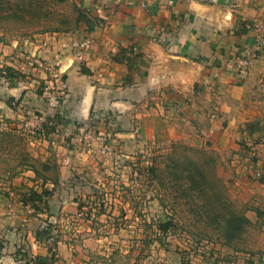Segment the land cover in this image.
Here are the masks:
<instances>
[{
  "label": "rangeland",
  "instance_id": "obj_1",
  "mask_svg": "<svg viewBox=\"0 0 264 264\" xmlns=\"http://www.w3.org/2000/svg\"><path fill=\"white\" fill-rule=\"evenodd\" d=\"M85 13L81 0H0V84L5 86L0 94L31 82L26 71L41 65L29 50L40 38L80 31ZM253 26L264 30V20ZM246 61L237 68L240 79L249 73L251 61ZM54 74L59 88L44 81L28 84L39 94H28L19 105L27 114L28 100L40 95L41 102L52 97L51 110L17 118L0 106V223L9 216L48 215L47 240L52 229L56 240L66 239L70 264H255L263 259L264 214L256 223L236 226L253 204L239 198L247 187L239 186L234 157L213 147L150 137L136 130L135 120L112 125L102 116L100 131L78 120L74 124L67 112L54 111L66 89L62 72ZM170 155L176 159L173 168ZM258 166L250 167L259 177ZM197 168L208 177L196 174L198 185L190 192L170 183L176 173L193 179ZM169 221L163 231L160 224ZM48 245L55 255L54 243ZM17 250L12 253L22 257L24 250Z\"/></svg>",
  "mask_w": 264,
  "mask_h": 264
},
{
  "label": "crops",
  "instance_id": "obj_2",
  "mask_svg": "<svg viewBox=\"0 0 264 264\" xmlns=\"http://www.w3.org/2000/svg\"><path fill=\"white\" fill-rule=\"evenodd\" d=\"M81 2L86 16L80 31L45 35L30 48L41 67L26 71L28 84L44 81L59 88L54 73L62 72L66 89L60 100L55 97L54 111L67 112L74 124L78 120L100 131L102 116L112 125L135 120L136 130L150 137L213 147L234 157L242 178L237 182L247 187L239 198L253 204L245 213L256 223L264 214V30L253 25L264 20V0ZM99 26L104 27L96 30ZM239 57L251 61L244 79L236 72ZM28 84L0 94V106L10 115L25 118L41 108L51 110L52 97L46 104L37 95L28 100L29 112H22L24 97L39 94ZM250 166H258L259 177ZM18 216L0 223V264H70L62 235L55 244L59 258L48 249V215ZM15 249L24 255L13 254ZM255 264H264V256Z\"/></svg>",
  "mask_w": 264,
  "mask_h": 264
},
{
  "label": "trees",
  "instance_id": "obj_3",
  "mask_svg": "<svg viewBox=\"0 0 264 264\" xmlns=\"http://www.w3.org/2000/svg\"><path fill=\"white\" fill-rule=\"evenodd\" d=\"M90 22H88V24H89ZM14 140H16L18 143H20L19 141L21 140L19 137H16V138H14ZM24 155V154H23ZM28 155V154H27ZM27 157L25 156V159H26ZM167 160H168V162L170 163V168H173V166H175L174 165V163L176 162V159L172 156V155H170V156H168L167 157ZM208 163V162H207ZM26 165H28L27 163H26ZM194 165L191 163V166L189 167V171H190V173H189V175L191 176V172H192V167H193ZM170 171H172V169H169ZM173 173V172H172ZM171 173V174H172ZM196 174H197V176H200V178H202V177H204V179L206 178L207 179V177H208V175L206 174V175H204V173H203V171L202 170H200V169H198L197 168V170H196V172H195V176H194V178L192 179H190V180H186L185 178L183 179V177H181V176H179V174L178 173H176V174H174V176H172V181H170V183H172V184H174V185H176L175 187L176 188H179L180 190H181V192H190V187H193V188H197V186L196 185H198V180H197V178H196ZM188 175V176H189ZM186 177V176H185ZM205 181V180H204ZM238 220V222H239V224H237L236 226H240V225H242L243 223H250V220L248 219V217H246L245 215H243V216H241V217H239V218H237ZM171 223H172V221H169V222H166V223H162V224H160V226H162V229H163V231H167V229H168V227L171 225ZM241 227V226H240ZM50 233V232H49Z\"/></svg>",
  "mask_w": 264,
  "mask_h": 264
},
{
  "label": "built area",
  "instance_id": "obj_4",
  "mask_svg": "<svg viewBox=\"0 0 264 264\" xmlns=\"http://www.w3.org/2000/svg\"><path fill=\"white\" fill-rule=\"evenodd\" d=\"M237 63H238V66H240L241 68H244L245 66H246V64H247V61L245 60V59H240V58H238V60H237ZM48 122V124H49V122H50V120L49 121H47ZM44 123H46V122H44ZM43 123V124H44ZM41 125L42 124H40L39 126H37L36 128L39 130V129H41ZM89 127V126H88ZM55 230L54 229H52V230H50V236H49V242H53L54 243V248L57 250V247L55 246V244H56V238H55V232H54ZM57 258H59V253H58V251H57V253L54 255V259H57Z\"/></svg>",
  "mask_w": 264,
  "mask_h": 264
}]
</instances>
